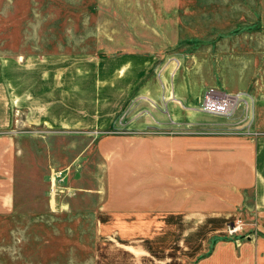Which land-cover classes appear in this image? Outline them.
I'll return each mask as SVG.
<instances>
[{"label": "rangeland", "instance_id": "rangeland-1", "mask_svg": "<svg viewBox=\"0 0 264 264\" xmlns=\"http://www.w3.org/2000/svg\"><path fill=\"white\" fill-rule=\"evenodd\" d=\"M6 52L41 59L33 88L43 93L38 107L48 105L57 77V93L67 91L58 94V108L84 124H18L0 133V264H140L121 250L97 251L99 205L171 210L229 203L228 225L237 229L230 234L227 226L225 241L237 254L260 251L264 261L258 155L243 140L264 138L249 126L257 120L254 97L264 88V0H0V53ZM121 56L148 61L146 75L111 127L89 129L103 100L89 69ZM66 65L71 85L64 82ZM209 87L242 94L238 110L200 111ZM173 92L188 99L179 105ZM147 119L177 124L150 128ZM209 153L211 171L198 178L194 162L209 167ZM215 244L183 264H198Z\"/></svg>", "mask_w": 264, "mask_h": 264}, {"label": "crops", "instance_id": "crops-1", "mask_svg": "<svg viewBox=\"0 0 264 264\" xmlns=\"http://www.w3.org/2000/svg\"><path fill=\"white\" fill-rule=\"evenodd\" d=\"M56 63L57 61L51 62L50 65H56ZM41 64V59L23 53L18 55L9 52L0 53V133H5L17 127L18 124L25 126L42 124L49 129H74L81 126L80 124H84L74 121L72 110L58 108V102H56V99L59 98L57 77L53 78L54 84L51 79L49 85L48 105L38 107L43 93L42 90L35 91L33 88L36 85L35 82L41 80ZM148 66V61H138L136 57L121 56L94 61L89 73L98 78L95 91L97 98L103 97V100L98 105L101 106V109L98 107L93 109L91 113L93 122L87 125V128L101 130V128L111 127L115 123L116 115L119 114L131 91L146 75ZM65 72L64 82L68 85V81H70L69 85H71L74 74L68 65L65 67ZM64 94H67V91ZM173 99L180 105L188 97L173 92ZM254 101L256 106L251 109V112L257 115V120L249 126L264 134V88L263 92L260 91V94L258 93V96L254 97ZM52 104L56 106L51 108ZM105 106H111L113 112H104L102 108ZM159 113L163 114L160 111ZM159 113L155 116L158 119ZM17 114H23V116L17 119ZM165 116L161 115V118H165ZM145 124L150 128H168L167 130H170L177 123L170 124V122L160 120L154 123L153 120L149 122L147 119ZM257 136L256 141L249 136L243 140L251 151L256 156L258 155V171L255 177L257 178L256 205L257 209L261 211V216L264 217V191L261 186L264 181V138ZM205 156L209 160V167L205 166L206 168L203 167L205 168L203 169L198 166L200 164H195L200 161L194 162L192 174L198 178L206 176L202 174L203 171H211L214 154L209 153ZM245 163L248 164V161ZM98 192L100 191L98 190ZM186 200L188 199H183V201ZM189 200L191 201V199ZM259 202L262 204V208L258 207ZM229 205L230 203L227 206L210 208L199 205L197 208L171 210L168 208L149 209L152 207H146L143 204L129 207L112 206L108 209H103V206L99 205L95 224L101 239L97 251L101 253L102 249L121 250L125 257L137 259V261L139 259L140 264L142 260L145 264H183V259L195 260L207 249L208 243L215 239L216 244L211 254L199 258L198 264H264V261L260 259V251L251 254L250 251L243 249L237 254L231 250L233 247L231 242L225 241L226 228L234 214L229 210L231 209L228 207ZM139 227L141 228L139 229ZM155 227H161L160 231L155 232ZM145 230L152 232L146 235L144 234ZM237 259H240V262H237Z\"/></svg>", "mask_w": 264, "mask_h": 264}, {"label": "built area", "instance_id": "built-area-1", "mask_svg": "<svg viewBox=\"0 0 264 264\" xmlns=\"http://www.w3.org/2000/svg\"><path fill=\"white\" fill-rule=\"evenodd\" d=\"M242 99L243 95L240 93H223L209 87L205 89L202 95L199 109L213 115L230 116L238 110ZM236 229L234 224L228 225L230 234L235 232Z\"/></svg>", "mask_w": 264, "mask_h": 264}]
</instances>
